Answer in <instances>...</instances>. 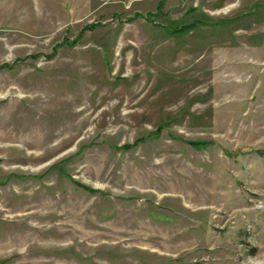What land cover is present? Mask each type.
Wrapping results in <instances>:
<instances>
[{"label": "rangeland", "instance_id": "374dc122", "mask_svg": "<svg viewBox=\"0 0 264 264\" xmlns=\"http://www.w3.org/2000/svg\"><path fill=\"white\" fill-rule=\"evenodd\" d=\"M0 264H264V0H0Z\"/></svg>", "mask_w": 264, "mask_h": 264}, {"label": "trees", "instance_id": "16d2710c", "mask_svg": "<svg viewBox=\"0 0 264 264\" xmlns=\"http://www.w3.org/2000/svg\"><path fill=\"white\" fill-rule=\"evenodd\" d=\"M193 144L195 145V146H198L199 144H201L200 142H193Z\"/></svg>", "mask_w": 264, "mask_h": 264}]
</instances>
